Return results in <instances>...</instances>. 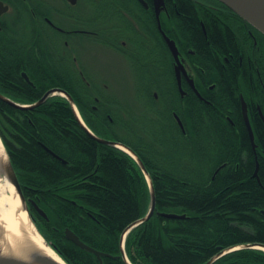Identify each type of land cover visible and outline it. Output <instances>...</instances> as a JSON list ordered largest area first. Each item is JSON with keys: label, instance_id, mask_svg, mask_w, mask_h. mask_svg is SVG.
I'll return each mask as SVG.
<instances>
[{"label": "trees", "instance_id": "obj_1", "mask_svg": "<svg viewBox=\"0 0 264 264\" xmlns=\"http://www.w3.org/2000/svg\"><path fill=\"white\" fill-rule=\"evenodd\" d=\"M177 1V25L187 44L197 49L199 61L209 68L207 84L216 82L211 104L193 93L187 97L182 114L185 133L175 127L168 106L156 103L152 95L157 90L164 100V90L172 88L174 80L145 84L139 94L143 103L131 111L115 98L90 93L91 87L83 80L76 82L74 90L53 66L38 62L33 53L25 62L23 48L13 46L8 61L2 57L0 61V83L8 85L7 96L32 103L51 88L66 89L97 135L130 146L143 160L156 191L157 210L186 214L178 219L154 214L135 227L126 239L134 264H205L230 246L264 244V123L253 112L258 137L254 149L240 110V92L247 96L244 80L249 82L252 68L234 34L213 14L205 12L206 35L193 1ZM28 67L37 89L20 77L21 69ZM202 84L200 80L203 90ZM261 104L264 107V101ZM3 108L0 135L23 192L48 215L49 220L30 203L40 232L69 264L100 262L95 254L67 239V227L90 246L111 255L103 257L102 264H126L121 234L147 213L150 203L148 182L135 159L91 137L61 95L33 109L6 103ZM173 109L182 110L176 100ZM121 127L125 134H120ZM212 264H264V251L238 249Z\"/></svg>", "mask_w": 264, "mask_h": 264}, {"label": "flooded vegetation", "instance_id": "obj_2", "mask_svg": "<svg viewBox=\"0 0 264 264\" xmlns=\"http://www.w3.org/2000/svg\"><path fill=\"white\" fill-rule=\"evenodd\" d=\"M192 1L205 34L207 11L234 34L252 68L249 82L244 80L247 96L240 92V110L248 132L244 120V98L257 144L253 112L264 123V107L261 104L264 98H260L264 94V33L219 0ZM179 9L177 0H0V61L1 57L8 61V51L13 46L23 48L25 62L33 53L38 62L53 66L74 90L77 91L76 82L83 80L91 87L89 92L96 94L99 89L91 81L93 72L90 63L93 60H87L84 54L94 55L100 50L102 58L109 55L118 57L150 81H165L166 84L174 80V86L164 90V100L157 90L152 95L156 103L164 102L168 106L175 127L185 133L186 122L182 114L186 110L187 97L193 93L199 100L211 104L215 95L210 92L216 89V82L207 84L205 81L209 68L206 69L199 61L197 49L187 44L180 31L175 19ZM167 38L175 42L177 55ZM223 59L229 62L227 56ZM240 60L242 63V55ZM179 63L182 65L181 88L176 69ZM20 77L37 89L29 67L21 69ZM103 85L110 92L109 86ZM6 91L8 85L0 83V92L7 95ZM96 100H99L98 97ZM174 100L181 104L180 113L173 109ZM3 103L6 102L0 100V111L4 110ZM93 109L96 110L97 106L94 105ZM248 137L252 144L249 132Z\"/></svg>", "mask_w": 264, "mask_h": 264}, {"label": "water", "instance_id": "obj_3", "mask_svg": "<svg viewBox=\"0 0 264 264\" xmlns=\"http://www.w3.org/2000/svg\"><path fill=\"white\" fill-rule=\"evenodd\" d=\"M219 1H221L222 3L227 5L231 10L236 12L238 15H240L245 20H247L249 23H251L255 28H257L262 33H264V0H219ZM167 40L169 41V44L172 47L174 54L177 55L178 50H177L175 42L168 39V38H167ZM176 69H177V74H178V78H179V85L181 88L180 69H182V65L179 63L177 65ZM25 76L29 80L27 74H25ZM191 83H192L194 89L196 90V92L199 94V92L196 89L193 81H191ZM54 95H61L69 101L77 119L80 122V125L91 137H93L94 139H96L97 141H99L103 144L110 145L113 147H117V148L122 149L125 152H127L130 156H132L135 159V161L138 163L139 167L142 169V171L146 177V180H147L148 186H149V190H150V203H149V208L147 210V213L142 218H139L138 220L129 224L124 229V231L122 232L121 238H120L121 256H122L123 260L125 261L126 264H134L130 260V258L127 254V251H126V239H127L128 234L135 227H137V226L141 225L142 223L146 222L147 220H149L154 214L159 215V216H163L166 218H171V219L184 218V217H186V214H178V213H174V212H160L159 210H157L156 191H155L154 184H153L152 178L150 176V173H149L145 163L143 162V160L137 155V153L130 146H128V145H126L120 141L107 139V138H104V137L97 135L86 124L85 120L83 119V117L79 111L78 105L76 104L74 97L66 89H64L62 87L51 88L47 92H45V94L39 100L32 102V103L18 102L16 100H14L13 98L2 94L1 92H0V100L8 103L9 105H11L13 107L18 108V109L28 110V109H33V108L43 104L49 97L54 96ZM243 109H244V120H245L247 128H248V132H249V135H250V138L252 141V145H253V148L256 149L257 144L255 142L254 131H253V128H252V125L250 122V118L248 115V108H247V104H246V101L244 100V98H243ZM0 138H1V136H0ZM1 140H2V138H1ZM3 144H5V143H3ZM4 146L6 148V145H4ZM43 146L54 157H56V158H58V159H60L66 163V160L63 159L60 155H58L56 152H54L52 149H50L46 145H43ZM6 150H7V148H6ZM7 153H8V156L10 159V164H11L10 182L14 186V188L16 189V191L19 195V198L21 200V203H22V205H24L25 209L27 210L30 219L32 220V222L36 226L38 232H40V230H39V228L35 222V218L31 212L30 203L33 205V207H35V209L38 211V213L41 216H43L44 218H46L47 220H49L48 215L36 203V201H34L32 199L28 200L26 198V196L23 192L22 185H21L20 180L18 178L17 172H16V170L13 166V163L11 161L8 150H7ZM258 166H259V164L257 162V168H256V171L254 173L255 176H258ZM221 167H223V165ZM221 167L218 168V170L221 169ZM262 212L264 213V210ZM40 234L44 237V235L41 232H40ZM65 236L67 237V239L74 242L76 245H78L82 249H85V250L95 254L96 257L98 258L100 264L103 263V257L111 256L110 254L103 252V251H100V250H97L96 248H94V247L90 246L89 244H87L86 242H84L72 229H70L68 227L65 229ZM44 239H45V243L47 245L51 246L55 250V248L52 246V244L45 237H44ZM243 248H253V249H260V250L264 251V244H262V243H244V244H236V245L230 246L228 248L221 250L219 253H217L215 256H213L210 260H208L205 264H212L213 262H215L217 259H219L223 255L230 253L232 251L238 250V249H243ZM55 251L58 253L57 250H55ZM36 259H37L36 261L39 262L40 264H58L55 260H53L52 258L47 257V256L37 257ZM64 261L67 264H69L66 260H64ZM12 264H14V263H12Z\"/></svg>", "mask_w": 264, "mask_h": 264}, {"label": "bare ground", "instance_id": "obj_4", "mask_svg": "<svg viewBox=\"0 0 264 264\" xmlns=\"http://www.w3.org/2000/svg\"><path fill=\"white\" fill-rule=\"evenodd\" d=\"M10 172V159L0 138V264H40L36 258L41 256L67 264L38 232L10 182Z\"/></svg>", "mask_w": 264, "mask_h": 264}, {"label": "rangeland", "instance_id": "obj_5", "mask_svg": "<svg viewBox=\"0 0 264 264\" xmlns=\"http://www.w3.org/2000/svg\"><path fill=\"white\" fill-rule=\"evenodd\" d=\"M84 57L87 60H91V58L93 60L90 63L93 72L91 79L98 87L99 92L117 99L120 103L127 105L131 111L140 107L143 103L139 97L142 87L145 84L144 87H148L147 83L152 82L147 76L139 75L132 66L127 65L118 57L109 55L108 58H102L100 50H97L94 55L86 53ZM163 83L165 84V81ZM103 84L109 86L110 92L105 90ZM134 126L133 124L131 128L135 129ZM123 129L126 131L124 127H121L120 134H125ZM2 141L4 143L3 138Z\"/></svg>", "mask_w": 264, "mask_h": 264}]
</instances>
